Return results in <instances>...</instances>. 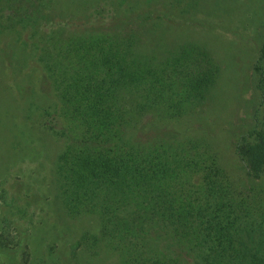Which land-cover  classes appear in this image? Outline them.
Instances as JSON below:
<instances>
[{
    "label": "trees",
    "instance_id": "trees-1",
    "mask_svg": "<svg viewBox=\"0 0 264 264\" xmlns=\"http://www.w3.org/2000/svg\"><path fill=\"white\" fill-rule=\"evenodd\" d=\"M109 8L64 19L56 0H0V27H14L20 59L33 55V74L54 94L39 108L42 125L64 139L55 168L65 206L100 219L90 237L119 264H264V238L248 246L250 232L264 233V197L253 204L259 214L243 206L212 143L176 127L207 98L211 58L184 48L153 63L138 34L100 22ZM80 20L90 30H77ZM260 53L262 82L264 44ZM233 137L247 175L259 179L264 117Z\"/></svg>",
    "mask_w": 264,
    "mask_h": 264
},
{
    "label": "rangeland",
    "instance_id": "rangeland-1",
    "mask_svg": "<svg viewBox=\"0 0 264 264\" xmlns=\"http://www.w3.org/2000/svg\"><path fill=\"white\" fill-rule=\"evenodd\" d=\"M32 3L34 9L37 4ZM56 4L64 19L111 7L100 22L107 30L124 28L138 34V47L153 63L180 56L184 48L192 55L197 48L207 52L213 77L209 94L191 106L195 110L176 127L186 129L180 135L212 143L233 192L243 206L259 214L264 172L259 179L249 178L233 136L264 117V56L262 82L254 71L264 44V0H56ZM90 21L96 28L98 19ZM18 28L23 37L28 35V28ZM76 29L87 31L90 25L80 20ZM15 31L0 27V264H119L117 253L90 237L99 234L100 219L65 206L67 196L55 168L64 139L42 125L39 108L52 102L54 94L43 73L33 74V55L26 62L20 59ZM84 234L90 239L81 238ZM257 238H264V233L250 232L248 246Z\"/></svg>",
    "mask_w": 264,
    "mask_h": 264
}]
</instances>
